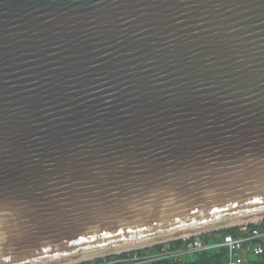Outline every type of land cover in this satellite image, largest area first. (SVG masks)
I'll list each match as a JSON object with an SVG mask.
<instances>
[{
  "label": "water",
  "instance_id": "95a60500",
  "mask_svg": "<svg viewBox=\"0 0 264 264\" xmlns=\"http://www.w3.org/2000/svg\"><path fill=\"white\" fill-rule=\"evenodd\" d=\"M262 220L264 0H0V264Z\"/></svg>",
  "mask_w": 264,
  "mask_h": 264
},
{
  "label": "trees",
  "instance_id": "16d2710c",
  "mask_svg": "<svg viewBox=\"0 0 264 264\" xmlns=\"http://www.w3.org/2000/svg\"><path fill=\"white\" fill-rule=\"evenodd\" d=\"M262 224L264 226V220L262 221ZM246 227L248 232H251V229L254 227V224L253 223L247 224ZM227 232L232 233L234 236L244 234L239 231L238 227H229L215 232L201 234L199 238L206 243H214L219 240L216 237V235L218 234L222 235ZM254 241L257 242L259 245H261L262 252L257 254L253 252H246L245 254L246 261L241 264H264V237L255 238ZM185 243H186L185 239H178L164 244H157L150 247L132 250L127 253L143 254L145 251L148 250L155 253L159 251L162 247H166L168 249H180L185 245ZM127 253L123 252L120 254L108 255L105 257H99L92 260L83 261L77 264H101L113 258L124 257ZM226 263H227V248L224 246H216L205 250L184 252L178 258H173L171 256L151 258L141 262L140 264H226Z\"/></svg>",
  "mask_w": 264,
  "mask_h": 264
},
{
  "label": "built area",
  "instance_id": "2783aa9c",
  "mask_svg": "<svg viewBox=\"0 0 264 264\" xmlns=\"http://www.w3.org/2000/svg\"><path fill=\"white\" fill-rule=\"evenodd\" d=\"M263 221V220H262ZM262 221L253 223L254 227L251 232L247 230V224L237 226L243 235L234 236L232 233L227 232L218 234L216 237L219 239L214 243H206L199 238L200 235L185 238L186 243L180 249H168L162 247L159 251L153 253L150 250L145 251L143 254L127 253L124 257L114 258L107 260L108 264H140L141 262L151 259L171 256L178 258L184 252L205 250L216 246H224L227 248V263L226 264H241L246 261V252H253L255 254L262 252V247L254 241L255 238L264 237V226ZM215 232V231H214ZM246 242V243H245ZM132 255V256H128ZM101 264H104L101 263Z\"/></svg>",
  "mask_w": 264,
  "mask_h": 264
},
{
  "label": "rangeland",
  "instance_id": "374dc122",
  "mask_svg": "<svg viewBox=\"0 0 264 264\" xmlns=\"http://www.w3.org/2000/svg\"><path fill=\"white\" fill-rule=\"evenodd\" d=\"M128 256H132V255H129V254H128ZM113 259H114V258H113ZM113 259H111V260H113ZM109 261H110V260H109ZM104 264H108V261L104 262Z\"/></svg>",
  "mask_w": 264,
  "mask_h": 264
}]
</instances>
